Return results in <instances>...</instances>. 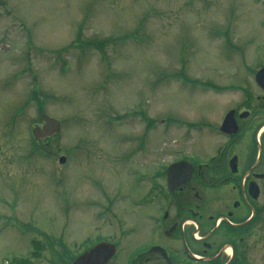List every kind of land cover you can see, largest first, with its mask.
<instances>
[{"label": "rangeland", "instance_id": "rangeland-1", "mask_svg": "<svg viewBox=\"0 0 264 264\" xmlns=\"http://www.w3.org/2000/svg\"><path fill=\"white\" fill-rule=\"evenodd\" d=\"M262 22L264 0H0V264H49L32 238L77 255L134 222L136 170L210 157L226 35L264 50ZM44 115L62 131L37 143Z\"/></svg>", "mask_w": 264, "mask_h": 264}, {"label": "flooded vegetation", "instance_id": "flooded-vegetation-1", "mask_svg": "<svg viewBox=\"0 0 264 264\" xmlns=\"http://www.w3.org/2000/svg\"><path fill=\"white\" fill-rule=\"evenodd\" d=\"M226 42L235 71L227 89L238 98L209 131L218 139L213 154L182 155L158 176L136 170L134 184L144 192L133 201L130 227L120 220L118 230L77 255L63 240L32 238L26 256L49 255V264H74L98 241H106L115 253L105 264H264V79H258L264 50L255 44L249 51L229 34ZM226 116L231 118L228 133L220 130ZM180 161L194 169L186 173L185 164L175 172L173 181L180 183L170 185L168 167ZM162 177L165 184L155 182ZM88 263L103 264L101 259Z\"/></svg>", "mask_w": 264, "mask_h": 264}, {"label": "water", "instance_id": "water-1", "mask_svg": "<svg viewBox=\"0 0 264 264\" xmlns=\"http://www.w3.org/2000/svg\"><path fill=\"white\" fill-rule=\"evenodd\" d=\"M262 77L264 79V70L260 71V73L258 75V79L260 80V78H262ZM43 118H44L45 124L42 127L36 126L32 130V134H33L35 140H37V141L43 140V139L48 138V137H52L55 134H59L61 132V122L59 120L52 118L48 115H44ZM230 123H231V118L229 116H227L225 121H224L223 130H225L227 132L228 128L230 127L229 126ZM65 161H66L65 157L60 158L61 163H64ZM185 164H187L186 173L190 174L194 168L191 164H189L187 162H179V163L174 164V165L169 167L168 174H169V184L170 185L179 182V181H176V182L173 181L174 176H175V172L179 168L184 166ZM180 181L186 182L187 180H180ZM113 253H114V248L110 244L100 243V244L96 245L90 251V253H87L85 255L80 256L76 260L75 264H89L88 261H95L98 259H101L102 263L105 264L106 261L113 255Z\"/></svg>", "mask_w": 264, "mask_h": 264}, {"label": "trees", "instance_id": "trees-1", "mask_svg": "<svg viewBox=\"0 0 264 264\" xmlns=\"http://www.w3.org/2000/svg\"><path fill=\"white\" fill-rule=\"evenodd\" d=\"M105 45H106V42H105ZM104 47H105V46L97 45L98 50H100L101 52L104 50V49H103Z\"/></svg>", "mask_w": 264, "mask_h": 264}]
</instances>
